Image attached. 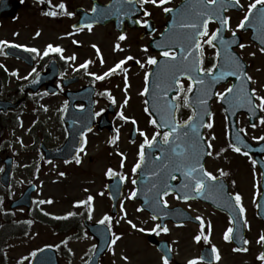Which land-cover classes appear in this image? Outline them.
I'll list each match as a JSON object with an SVG mask.
<instances>
[{
  "label": "snow or ice",
  "instance_id": "6c2138e0",
  "mask_svg": "<svg viewBox=\"0 0 264 264\" xmlns=\"http://www.w3.org/2000/svg\"><path fill=\"white\" fill-rule=\"evenodd\" d=\"M39 2L41 4H45L46 2L49 5L52 4V0H39ZM169 3L170 0H116V5L118 6L115 7L113 4H109L107 8L93 6L91 12L95 15L88 18L90 22L73 25L74 32H68L65 35L73 36L75 32L85 29L92 31L94 23L99 19L107 18L110 14L123 15L128 18L136 17L132 20L134 24L154 31L153 23L149 19L153 13L146 5L160 7L168 15L174 12L177 13L180 19L178 20L173 17L170 27L161 33L162 39L155 41L156 48L160 50L159 57L163 59H158L156 55L149 54L146 57V61L135 60L141 68L154 66L152 70L145 72V86L141 95L149 97V99L144 100V112L148 115V122L154 127L155 131L149 136L147 132L140 130L139 127L135 129L143 137V142L139 144L138 159L131 168V184L133 186L145 182L151 184L148 192L152 193V195L145 197V204H148L153 209L152 221L161 220L162 217H167L171 214L167 199L170 195L174 194L177 200L187 202L198 197L207 199L209 198V194H216L224 207L232 212L230 226L227 227L223 234V239L226 242H232L235 232L234 225L237 220L242 219L243 225L250 227L245 217L246 209L242 203L241 194L236 192L233 195L227 190V186L221 179L228 176V173L223 169H219V175H216L205 167V157L214 155L212 141L216 137L214 135L205 137L201 129L213 128V122L206 119L213 115L207 107L208 101L213 95L228 104L229 107L225 111L233 110V115L236 114L234 110L239 108H246L253 117L257 113H264V88L250 87V84L255 83L254 78L248 73L242 57L233 51V45L241 50L247 47L246 44L239 42L238 32L252 27L256 30L260 44L262 45L259 51L264 54V0H253V2L247 5L243 4L241 0H187V3L182 4L178 9L166 6ZM229 8L244 12L243 18L239 20L234 29L231 28V17L225 14ZM43 15L48 17H58L60 15L72 17L75 13L69 11L67 5L61 0L59 4L44 11ZM212 22H215L218 26L210 31L209 25ZM229 30L231 31V37L226 39L223 33ZM15 35H19V33H15ZM35 35L39 37L41 32L37 31ZM126 38V33H121L118 37V42L115 44L117 51H123L119 41H124ZM73 43L79 42L74 40ZM91 46L98 54L100 53V49L96 44ZM205 46L215 50L214 62L207 67L205 66ZM7 47L23 48L25 51L33 53L41 59L56 54L66 62H73V65L77 60L75 54L65 56V49L59 44L49 43L41 50L19 43L10 44L8 40H0V53L7 55V53H3V49ZM143 51L148 53V46H144ZM251 55L255 56V53H251ZM134 59L133 56H126L102 74L89 71V66L93 63L90 59L85 60L79 65H74L73 70H84L87 75L94 78L93 83H95V81H103L105 78L110 77L117 70L127 73L128 69L124 66L128 61ZM100 62L101 64L104 63L102 55L100 56ZM0 67H3V65H0ZM5 70L7 71V69ZM12 75L24 80L33 77L30 81L33 84L38 83L40 80V74L35 67L32 68L27 76L19 77L18 71L12 72ZM61 75L63 76V73ZM150 77H155L151 90L148 85ZM229 77L236 78L238 83L227 86L223 91H213L216 85L221 81H226ZM184 79L188 81L187 85L184 83ZM59 87L63 89L64 85H59ZM128 87V79L127 75H125V93H127ZM194 90L196 95L193 99L190 94ZM21 91H23V87H21ZM172 93H175V95H171ZM100 94L104 95L105 93ZM44 95H48V93L45 92ZM107 95L111 103L116 104V99L110 91L107 92ZM129 99V97H125L121 105V111L117 115L126 122L131 120L135 125L137 123L135 118H130L123 111V107L129 103ZM67 107L68 102L65 101L62 111H66ZM78 107L83 109L84 106L81 104ZM181 108L191 109V115H188L187 119H178V113H180ZM45 111H47L46 107ZM103 111L102 109L93 115L99 117ZM259 123L260 125H264V115L259 116ZM251 127L256 128L257 124L252 123ZM91 131V127H88L87 132ZM87 132L81 131L79 133L83 139L78 141L79 147L76 149L72 160H65V163L74 161L76 164H80L82 162L81 154H86ZM238 133H246V129L240 128L238 129ZM118 139L119 129H116V134L112 137L110 143L115 145ZM252 139L264 141V135L253 136ZM236 141L242 142L239 134L236 136ZM229 147L236 153H242L245 156L249 155L247 151L242 152L237 142L230 141ZM146 149H153V152L149 154L146 152ZM223 151L225 149H221V152ZM118 155L122 158L120 168L123 169L127 157L123 152H119ZM215 155L219 156L220 153L216 152ZM48 162L51 163V161ZM149 162L152 168L145 170ZM256 163L257 161L253 159V166ZM3 171L0 168V172ZM59 175L63 177L66 174L60 172ZM105 175L109 178L118 177L121 182H127L129 179L127 174H121L111 167L106 170ZM233 184H235V181H233ZM85 191L87 192L88 190L85 189ZM138 192L139 189L133 187L125 199H135ZM99 194L102 196L104 192L102 191ZM109 195L112 194L109 193ZM94 201L95 197L89 194L85 199L76 201L75 207L84 206L87 211V219L91 220L95 211ZM0 202H2V199H0ZM52 202L49 199L47 201L40 200L38 203ZM119 207L123 213L119 219H114L113 215L105 214L97 221L98 224L104 225L106 228L105 242L113 254H115V246L122 239L123 234H118L112 229L114 223L119 224L121 220H126L132 229L140 233L150 232L159 236L161 233L167 234L170 231L167 224L160 222L155 223L151 228L138 226L133 220L127 219L124 204L120 203ZM257 207L260 208L262 206L257 204ZM143 210V207L137 209V211ZM76 215L78 213L70 211L66 216H57L55 218L67 219ZM79 215H84V213H79ZM194 219L199 221V231L193 236L194 242L196 244L204 242L210 245V248L205 249L198 256L187 259L186 264H219L222 259L220 249L215 244H212L210 239L212 235L211 221L207 222L206 230L205 221L201 216L197 215ZM27 223L31 224L32 221L29 220ZM143 223L147 224V221ZM86 235L87 233H85ZM240 239L241 246L234 247L233 251L249 252L250 248L248 245H250L251 241L244 239L243 236ZM256 242L261 247H264V232L259 234ZM62 243L67 245L68 241H62ZM45 247L51 248L53 246L45 245ZM55 247L59 248V245ZM96 247L95 244L92 245V255L95 254ZM69 251L71 252V249ZM43 252L44 248H37L29 252L28 255L22 256L17 264H25V261H29V264H31V261L38 257V253ZM172 252L173 249L170 245L162 246L160 264H172ZM122 259L129 261V257L126 255ZM256 259L260 264H264V251H260ZM40 264H47V261L42 260ZM84 264H90V260H85Z\"/></svg>",
  "mask_w": 264,
  "mask_h": 264
},
{
  "label": "flooded vegetation",
  "instance_id": "af4514ba",
  "mask_svg": "<svg viewBox=\"0 0 264 264\" xmlns=\"http://www.w3.org/2000/svg\"><path fill=\"white\" fill-rule=\"evenodd\" d=\"M97 1L100 3H107L110 0ZM63 2L67 5L68 10L74 12L75 15L72 17H68L66 15L49 17L50 19L48 20L53 21V28L50 33L49 40H47L48 37L43 40L40 39L43 35V31L40 30L41 26L38 23V15H41L43 11L47 10L46 8L49 4L47 2L45 4H41L39 0H7L5 2L7 8L0 12V30L5 28L12 31V37H7L11 43L24 44L41 50H43L49 43L59 44L65 49V56L73 54L77 56V60L74 62V65H79L85 60H92L93 63L89 66V71L97 74H102L107 71L110 67H113L119 60L125 58L126 56H133L135 59L128 61L124 66L128 69L127 73L117 70L115 74L105 78L103 81H95V83H93V77L87 75L84 70L74 71L73 62H66L60 59L59 55L56 54H52L41 59L36 57L33 53L19 56V58L0 53V65H3V67H0V101L17 103L18 105L16 108H10L7 111L0 112V168L5 169L6 164L4 160L9 156H12L13 175H15L21 167V172L30 173L33 177H38L41 175L45 167H48L49 165H53V171L57 174L64 172L68 175L73 169L83 172V170L88 169V165L95 166L92 169H95L96 171L99 170L101 172L104 171L105 174L106 168L104 169V163L102 161L105 158L104 153L107 152L109 153V156L107 157L109 167L114 169V166L118 165L117 169L121 173L119 160L122 158L113 151L111 153V146L113 144L110 143V140L116 134V129H119V133H121L122 131L120 130V127L125 125H120V120L117 115V113L121 111V105L125 99V97L120 94L121 90L125 86V75H127L129 85L131 81L135 84L137 76L141 75V73L136 72V70L141 69V67L135 62V60L139 59L142 62L146 61V57L149 54L156 55L159 58V53L154 51V38L158 37L165 28L168 16L162 11V8L146 5V7H148L153 13L152 17L149 19H151L153 23L154 31L152 29H146L134 24L132 20L136 17L128 18L120 15L116 18L117 24L114 22L107 24H94L92 31L85 29L83 31L75 32L73 36H67L65 35L66 33L74 32L73 25H77L79 23L81 13L83 11H91L93 1L63 0ZM241 2L246 5V3L242 0ZM173 5H175L174 1L170 0V3L166 6L170 7ZM56 10L60 11L59 9ZM241 12L243 11H240L239 13ZM228 13L232 14L233 11L230 10ZM121 21H123V23H121ZM37 31L41 32L39 37L35 35ZM15 33H19V35H15ZM121 33H126L127 38L124 41H119L123 51H117L115 49V44L118 42V37ZM0 40H5V37H0ZM74 40L79 43H73ZM93 44H96L99 47V54L94 48H92L91 45ZM144 46H148V53L143 51ZM6 49L7 48L3 49V53H6ZM212 53L213 55H209V58L214 57L215 52L213 51ZM209 54H211V51H209ZM101 55L104 59L103 64L100 62ZM50 62H55V66L58 68V74L54 76L53 80H51V85L54 86L52 89L48 88V82L44 84L30 85L29 83H31L30 81L33 77H29L28 80H24L12 75V72L18 71L19 77L27 76L33 67H35L37 72L40 74L41 72L47 70ZM147 67L152 66H146L144 68ZM5 69H7V71ZM61 73H63V76ZM59 85H64L63 89H61ZM90 86H93V89L90 88ZM21 87H23V91H21ZM109 91L112 96L115 97L116 104L111 103V100L107 95V92ZM45 92H47L48 95H44ZM90 92H92V98H89ZM100 93L105 94L101 95ZM65 101L68 102V107L66 111H62ZM91 103H93L94 113L100 112L102 109L104 111L101 116H94L95 124L92 131H85L87 132V145L86 154H81L82 162L80 164H76L74 161L71 163H65V160H72V158H54L48 160L44 152L45 147L56 148L68 139L70 134L68 123L71 124L75 121L78 126L87 124L89 117L86 112L89 110ZM81 104L84 106L83 109L78 107V105ZM130 106H132V104L128 103L123 107V110H128ZM45 107L47 108V111H45ZM104 120L107 124L104 123ZM9 123L13 128H21L24 126L29 127L25 137L31 140V143L33 144L30 147V150H34L35 153L34 156L30 157L32 162L23 163L18 151L12 152L11 154L8 153V146L5 141L6 138L4 139V137H7L8 135ZM105 125H107L106 128ZM110 128L112 129L110 130ZM106 135H108V142L104 140V143L100 145V148L98 149L97 145L100 144V138L102 136L104 138ZM58 139L60 143L52 145V142L57 141ZM80 139L82 140L83 138L80 137ZM131 148V145L122 146V152L124 153L125 150ZM247 156H249V158L251 157V160H253L251 155ZM116 159H118V161L115 163L114 161ZM137 159L138 157L135 160ZM48 161H51V163ZM246 161L248 162V160ZM228 162L229 161L226 157H219L216 161L212 160L210 163L208 161L207 168L208 170L213 171L216 175H219V169H223L228 173V176L222 178H224L228 183L229 190L233 195L236 192L241 194L242 203L246 209L245 217L248 220V225L250 227L245 226V239L251 241V233L256 229H259V233L254 239L255 241L258 239L259 234L264 232V222L256 215L257 226L251 225L248 213L251 208L254 210V213H256L258 200L263 189V173L256 164L250 174H241L234 169H231L230 162L229 164ZM44 171L46 172V170ZM60 178L65 179L66 177L60 176L56 183L60 181L62 182ZM233 181H235V184H233ZM11 183L14 185L16 180L12 179ZM125 185L126 182H124V186ZM243 185L245 186V190H252L249 205L245 201L247 195L242 188ZM0 188H3L5 191L8 190V187H4L1 183ZM167 199L169 201L170 208L180 205L186 207L195 215H199L196 211H200L199 207L201 206H207L210 208V210L217 217L212 215L201 217L205 221L206 230L207 222L211 221V243L215 244L219 248L216 238L219 236V238L223 240V234L227 227L230 226L229 215L216 210L209 204L197 199L185 202L183 200H177L174 194L167 197ZM4 205L8 206L7 200H5L0 206L2 210L0 212L1 214H6L8 212L7 209L4 210ZM189 205H191V207H189ZM249 206H251V208H248ZM166 224L170 231L167 234L162 233L160 239L165 241L166 245H170L173 249L172 264H186L185 260L179 258L178 256L180 247L179 238H171L173 229H181L183 227H192L195 229V232L192 235V241L195 245L193 248L195 256L202 254V250L204 248H210V245L205 244L204 242L196 244L193 240V236L199 231V222H186L182 225H178L172 221H167ZM226 244L230 251L235 255L245 254V252L233 251L234 247H238L234 241L226 242ZM248 247H251V243ZM257 248L258 251L256 257L259 252L262 251L260 244L257 245ZM156 251L158 252L157 249ZM159 255L162 254L159 253ZM256 257H254L256 261L255 263L260 264Z\"/></svg>",
  "mask_w": 264,
  "mask_h": 264
},
{
  "label": "rangeland",
  "instance_id": "374dc122",
  "mask_svg": "<svg viewBox=\"0 0 264 264\" xmlns=\"http://www.w3.org/2000/svg\"><path fill=\"white\" fill-rule=\"evenodd\" d=\"M55 4H59L61 0H52ZM177 2L178 0H172ZM246 1V0H245ZM236 13L231 15V28H235L239 20ZM38 23L43 27L44 33H42V37L40 39H45L48 37L49 40L50 33L53 28V21L47 20L43 18L41 15H38ZM12 31L9 29L2 28L0 30V37L4 36L5 38L12 37ZM46 36V37H44ZM246 44L248 45L245 49H243L246 59L250 62L249 74L253 76L255 83H253V87H261L264 88V54H262L258 47L253 44L249 38H246ZM251 53H255V56L251 55ZM140 87L138 92L140 91ZM227 85L222 86L219 91H223ZM133 97L136 96L135 90L132 91ZM122 96V94H121ZM185 108L181 111V114H188V111ZM214 112L215 114L211 117L210 121L213 122V128L208 129L207 137L214 135L216 139L212 141L214 143L216 149L215 151H219L225 147L226 141V130H227V122L226 117L224 115L223 109L218 101L214 104ZM128 113H132V116H137V118L142 121L144 115L142 114L139 107L135 110V107H131ZM126 112V114H128ZM264 115V113H262ZM238 123L243 128L247 129L248 135L252 138L253 136L264 135V125H260L259 120L257 121L256 128H250V124L248 118L241 114L238 117ZM28 126L13 128L11 124H8V142L7 145L9 147V152H14L17 150L19 156L22 159V162H32L30 157L34 156V150H30V147L33 145L31 140L25 137L26 132L29 130ZM146 126L142 127V130H146ZM123 131V134L118 139V145H125L127 143V136L130 133L131 125L126 124L124 127L120 128ZM149 130V128H148ZM108 136H103L100 138V144L97 145L98 149L100 145H102L104 140L107 139ZM140 140L134 143L137 146L135 150L136 154L138 153L139 142L143 139L141 136ZM13 142L14 148H10V142ZM23 141V143H21ZM60 143L59 139L57 141H53L52 145ZM128 145V144H127ZM227 145V144H226ZM97 149V150H98ZM134 150H129V155L133 154ZM225 157L230 162V168L241 174H250L251 173V165L247 163L245 159H242L232 152L225 150ZM108 153H104V169H107V160ZM215 159H210L209 163ZM118 159L114 162L116 163ZM216 161V160H215ZM113 162V163H114ZM133 162V157H132ZM224 162V161H222ZM228 162V164H229ZM100 163V161H99ZM98 163V164H99ZM129 165V163H128ZM214 165V163H213ZM95 166L88 165L87 170H72L68 175H65V179H61L62 182L56 183L55 181L59 179L60 175L53 171V165H49L45 167L41 175L38 177L37 183L39 184V189L36 193H34V206L35 209L32 211L30 216H26L24 210H20L14 213V215L8 222L4 220H8L9 218H5L4 215L0 213V218L4 219L6 232H0L1 238L6 234L4 239L2 238L0 251V264H17L22 256L28 255L29 252L33 249L40 248L44 244L51 245H59V253L62 264H81L84 258L89 254L90 249L94 243L93 238L87 234L85 236V231L81 228H77L78 221L82 218L83 215H79V213H87L84 206L75 207V202L79 200H83L87 197V195L91 194L95 197L94 207L95 211L93 212V218L90 221L98 220L105 212H108L111 209L108 201V197L106 196L105 186V174L104 171H96ZM214 167V166H213ZM48 169V170H47ZM33 175L30 173L21 172V167L15 174V179L19 181L18 184H14L11 189L7 192H3L0 189V196L5 195L7 199H13L19 196L23 189L24 185L29 181H36L33 179ZM247 197L245 198L246 203L249 205V200H251V192L252 190H245V186L242 187ZM85 189L88 191L86 192ZM104 191V195H98L99 191ZM52 198V203H44L39 204L40 200L47 201ZM124 211L127 212V219L133 220V222L137 223L138 226L151 228L154 226V222L148 218V216L144 213H137L135 209V205L132 202L124 201ZM9 209L8 206L4 205V209ZM248 208H251L249 206ZM200 211H196L198 213H202L205 215L216 216L210 209L199 207ZM76 212L78 215L73 216L75 222L73 224L66 225V229L62 231L57 226L49 223V215L55 216H65L68 212ZM123 213L120 212L119 216L116 219H119ZM214 214V215H213ZM47 215V216H46ZM87 215V214H86ZM44 217V219H43ZM217 217V216H216ZM249 222L251 225L257 226L256 213L251 208L248 213ZM31 219L32 223H27ZM13 220V221H12ZM147 221V224L143 222ZM7 224V225H6ZM59 226V223L57 224ZM259 225V224H258ZM11 228H14L11 229ZM58 228V229H57ZM115 230L118 234H123V237L120 241H118L115 247V254H111L105 260L104 264H160L158 258L154 251H152L146 242H148L145 237V233H140L134 229H132L126 222V220H121L119 224H115ZM195 232V229L192 227H183L181 229H173V234L171 238L176 237L179 238V258L187 259L195 256L193 252L194 243L192 241V235ZM27 233V234H26ZM259 233V229H256L251 233V247L250 251L243 255H235L232 253L225 243L224 240L217 236L216 242L219 245L221 252V261L219 264H256L254 257H256L258 248L257 240L254 239L257 237ZM253 238V239H252ZM67 240V245L63 244L62 241ZM4 249V250H3ZM71 249V252L69 251ZM128 256L129 261H125L122 259L123 256ZM27 264V262L25 263Z\"/></svg>",
  "mask_w": 264,
  "mask_h": 264
},
{
  "label": "water",
  "instance_id": "95a60500",
  "mask_svg": "<svg viewBox=\"0 0 264 264\" xmlns=\"http://www.w3.org/2000/svg\"><path fill=\"white\" fill-rule=\"evenodd\" d=\"M32 190H33V188H30L29 190H27L25 195L22 198H20L16 203H14V205L18 204V202H25V201L30 202V195H31ZM92 231L94 232L95 235H98L100 240H101L100 246L97 250V253L91 261L92 262L91 264H97V261H98L100 255L104 252V250L107 248V245H108L105 242L106 230L104 231L105 232L104 236L102 235V231H101V233H98L97 228L92 229Z\"/></svg>",
  "mask_w": 264,
  "mask_h": 264
}]
</instances>
